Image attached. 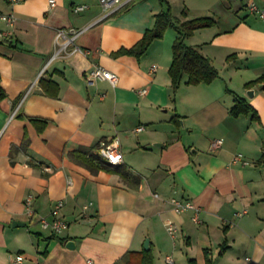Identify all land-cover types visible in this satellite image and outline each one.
Wrapping results in <instances>:
<instances>
[{
  "label": "crops",
  "instance_id": "crops-1",
  "mask_svg": "<svg viewBox=\"0 0 264 264\" xmlns=\"http://www.w3.org/2000/svg\"><path fill=\"white\" fill-rule=\"evenodd\" d=\"M55 1L50 7L49 0H0V15L15 16L12 25L0 17V264H12L16 253L23 254L22 264H115L142 249L145 238L153 264H168L166 255L176 264H204V248L212 264H264V81L244 86L264 76V22L248 9L264 0H167L180 20L214 18L185 42L219 72L199 84H186L185 74L174 99L168 67L175 29L139 59L110 55L133 45L165 4L127 0L107 13L99 0ZM75 5L86 6L75 11ZM60 27L80 31L74 43L81 51H58ZM231 53L236 56L227 60ZM96 64L117 75L115 85L85 79ZM40 77L59 84L57 96L42 93ZM235 95L259 120L229 114ZM31 116L47 120L41 131ZM24 136L28 146L21 149ZM113 138L122 161L107 170L91 172L68 156L79 147L94 152L100 140ZM214 138L222 143L211 149ZM236 153L245 163L232 162ZM119 170L139 180H126ZM172 196L198 205L200 221L192 220L191 210L176 213ZM59 199L67 228L55 235L37 218H50ZM167 220L176 226L175 237Z\"/></svg>",
  "mask_w": 264,
  "mask_h": 264
},
{
  "label": "trees",
  "instance_id": "trees-1",
  "mask_svg": "<svg viewBox=\"0 0 264 264\" xmlns=\"http://www.w3.org/2000/svg\"><path fill=\"white\" fill-rule=\"evenodd\" d=\"M165 4V8L153 15V24L151 27L146 28L142 36L130 47H120L110 53L113 57L121 55H132L139 59L149 48L151 43L164 35V32L168 28H173L178 32V35L174 38L171 45V62L168 67V75L170 77V86L172 92V98L174 99L176 91L183 81V76L186 74V84H199L210 83L219 76L218 69L213 65L211 60L205 56L196 46L189 45L185 42V38L193 34L198 28L208 27L213 25L214 18L211 16H196L180 20L172 13L170 3L167 0H159ZM183 16H186V10L181 11ZM235 53L227 55L226 59L230 60L234 58ZM264 81V76L257 77L256 79L247 81L244 86L249 88L255 83ZM39 85L41 86L42 93L48 96H57L59 93V84L49 78L40 77ZM227 91L232 92L227 88ZM5 97L4 91L0 87V99ZM231 116H238L240 114L249 115L251 119L259 120V116L254 107L246 101L242 96L235 95L233 104L229 109ZM179 114H174L171 117V121L179 126ZM30 121L36 126L38 131H41L46 125L47 120L39 117H29ZM28 146L27 137H23L19 148L26 149ZM15 147L11 148V154ZM68 156L86 168L91 172H96L100 169H109V165L99 159L92 149L87 147H79L78 149L68 153ZM119 174L126 180L132 178L134 181L139 180L138 175H131L128 171L119 170ZM225 246V242L221 243V250ZM204 264H212L210 251L204 248ZM191 264H195L194 259L189 260ZM115 264H153L152 248L140 250H129L121 258L119 262Z\"/></svg>",
  "mask_w": 264,
  "mask_h": 264
},
{
  "label": "built area",
  "instance_id": "built-area-1",
  "mask_svg": "<svg viewBox=\"0 0 264 264\" xmlns=\"http://www.w3.org/2000/svg\"><path fill=\"white\" fill-rule=\"evenodd\" d=\"M9 2L16 3L20 0H8ZM100 4L103 6L104 10L107 13H111L121 7L123 4L127 2V0H99ZM56 3L55 0H49L50 7L54 6ZM86 5H75L73 9L75 11L81 10ZM248 9L250 12L257 15L264 22V4L258 5L255 2H250L248 4ZM1 19H3L8 25H12L15 21V16L13 13H3L0 15ZM79 30L73 28H64L60 27L56 30L55 33V42L58 44V51L63 50L68 46H72L71 52L81 51V48L74 43V39L79 33ZM2 32H0V36H2ZM88 52V51H84ZM156 65H152V69L154 70ZM85 79L89 83H93L96 79L108 80L113 85L117 82V75L111 70L103 67L102 65L96 64L91 69L85 72ZM146 88H141L138 90L139 93H144ZM143 128L142 125L136 127L137 130H141ZM222 143L221 138H214L211 140L210 147L211 149L218 148ZM95 155L105 161L108 165L114 166L119 164L122 161V152L119 146V142L117 138H113L110 140H100L97 147L94 150ZM243 161V156L241 153H236L232 162ZM45 169H48L49 166H45ZM32 195L28 194L25 197V206L30 215H32V210L30 209V204L32 200ZM169 203L172 205L173 210L176 213H181L186 210L192 211V220L195 222H199V211L200 207L196 205L190 199H183L177 196H172L169 198ZM62 200H57L50 212L51 217L48 218L44 215L38 216V222L43 229H49L53 234L58 235L67 228V221L60 215V208L62 207ZM167 232L171 235V237H175L176 226L171 220H167L165 223ZM23 254L16 253L13 257L12 264H22L23 263ZM165 260L168 264H176L173 257L171 255H166Z\"/></svg>",
  "mask_w": 264,
  "mask_h": 264
},
{
  "label": "water",
  "instance_id": "water-1",
  "mask_svg": "<svg viewBox=\"0 0 264 264\" xmlns=\"http://www.w3.org/2000/svg\"><path fill=\"white\" fill-rule=\"evenodd\" d=\"M247 94H248V95L253 94V90H249V91H247ZM13 225H24V222H20V221H16V220H14V221H13ZM66 245H67L68 247L72 248L73 245H74V243H73L72 240H69V241H67ZM143 248H144V249H148V248H149V238H145V239H144V242H143Z\"/></svg>",
  "mask_w": 264,
  "mask_h": 264
},
{
  "label": "rangeland",
  "instance_id": "rangeland-1",
  "mask_svg": "<svg viewBox=\"0 0 264 264\" xmlns=\"http://www.w3.org/2000/svg\"><path fill=\"white\" fill-rule=\"evenodd\" d=\"M168 29H169V28H168ZM166 30H167V29H166ZM166 30H165V32H166ZM165 32H164V35H165ZM164 35H163V36H164Z\"/></svg>",
  "mask_w": 264,
  "mask_h": 264
}]
</instances>
